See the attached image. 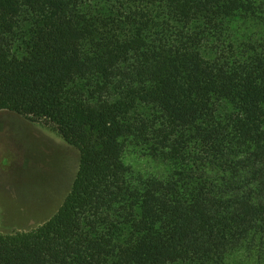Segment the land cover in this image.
Segmentation results:
<instances>
[{
  "label": "trees",
  "instance_id": "obj_1",
  "mask_svg": "<svg viewBox=\"0 0 264 264\" xmlns=\"http://www.w3.org/2000/svg\"><path fill=\"white\" fill-rule=\"evenodd\" d=\"M80 154L0 264H264V0H0V112Z\"/></svg>",
  "mask_w": 264,
  "mask_h": 264
},
{
  "label": "rangeland",
  "instance_id": "obj_2",
  "mask_svg": "<svg viewBox=\"0 0 264 264\" xmlns=\"http://www.w3.org/2000/svg\"><path fill=\"white\" fill-rule=\"evenodd\" d=\"M80 154L55 127L0 112V232L50 220L70 193Z\"/></svg>",
  "mask_w": 264,
  "mask_h": 264
}]
</instances>
